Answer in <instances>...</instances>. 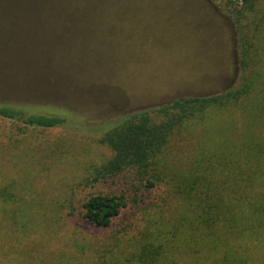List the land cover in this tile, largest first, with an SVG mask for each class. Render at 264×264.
I'll list each match as a JSON object with an SVG mask.
<instances>
[{
  "label": "rangeland",
  "instance_id": "rangeland-1",
  "mask_svg": "<svg viewBox=\"0 0 264 264\" xmlns=\"http://www.w3.org/2000/svg\"><path fill=\"white\" fill-rule=\"evenodd\" d=\"M224 2L0 0V105L70 122L44 129L0 118V264L185 261L193 178L213 187L224 164L246 160L239 148L254 131L264 144V1L239 24ZM251 78L247 104L242 96L176 126L159 167L104 173L114 152L101 140L134 113L160 123V105ZM97 194L122 198L109 226L82 219Z\"/></svg>",
  "mask_w": 264,
  "mask_h": 264
},
{
  "label": "trees",
  "instance_id": "trees-1",
  "mask_svg": "<svg viewBox=\"0 0 264 264\" xmlns=\"http://www.w3.org/2000/svg\"><path fill=\"white\" fill-rule=\"evenodd\" d=\"M263 1L225 0L224 4L233 8L235 15L232 17L239 24V17L244 12H258ZM44 4L51 8L48 2ZM65 6L63 8L66 9ZM240 29L238 25L237 30ZM245 51L242 53L246 56ZM256 84L257 81L251 78L241 87L188 96L160 105L156 112L165 117L160 123L153 122L147 112L134 113L132 117H138L137 120L122 122L102 138L101 141L114 152L104 173L116 174L131 166L146 173L149 165L159 167L161 149L176 126L189 119L205 121L210 108L227 109L239 105L242 96V103L247 104L245 97ZM0 118L44 129L70 123L67 117L56 112L37 113L12 104L0 105ZM252 136L256 139L253 144L239 148L245 151L246 160L239 158L228 170L229 164H224L222 180L212 181L213 187L200 177L191 181L189 198L192 199L194 219L183 220L189 226L190 249L182 264H264V144L255 131ZM209 170L214 172V166ZM153 184V181L147 180L148 186ZM197 185L206 187V191L197 189ZM122 204V198L116 196L93 195L83 205L82 219L95 226H109L111 219L119 215ZM167 262L179 264L172 259Z\"/></svg>",
  "mask_w": 264,
  "mask_h": 264
}]
</instances>
